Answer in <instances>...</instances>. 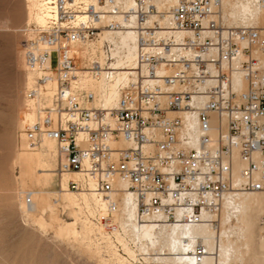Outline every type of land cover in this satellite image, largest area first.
<instances>
[{
  "label": "built area",
  "instance_id": "built-area-1",
  "mask_svg": "<svg viewBox=\"0 0 264 264\" xmlns=\"http://www.w3.org/2000/svg\"><path fill=\"white\" fill-rule=\"evenodd\" d=\"M255 2L263 11L264 0ZM43 3L45 48L37 39L26 51L35 78L24 112L37 117L24 113L19 135L30 150L45 137L58 142L60 171L79 175L69 188L107 201L96 221L118 228L113 195L125 189L136 195L137 222L157 228L217 226L227 198L264 192V24H225L222 0ZM166 21L173 34L162 33ZM125 29L136 36L137 80L120 88L115 108L93 106L95 91L72 89L85 67L77 66L76 44ZM102 48L106 62L115 60L119 44L105 40ZM101 67L93 63L91 74ZM261 224L264 235V215ZM129 247L131 254L118 244L130 264H165L166 254L134 241ZM208 253L197 243L191 257L202 264Z\"/></svg>",
  "mask_w": 264,
  "mask_h": 264
},
{
  "label": "bare ground",
  "instance_id": "bare-ground-1",
  "mask_svg": "<svg viewBox=\"0 0 264 264\" xmlns=\"http://www.w3.org/2000/svg\"><path fill=\"white\" fill-rule=\"evenodd\" d=\"M26 1L28 2L30 21L41 29L38 31L39 33L47 31L50 27V13L45 10L43 0ZM157 6L163 9L158 1ZM165 9L169 10V8ZM77 15L78 20H84V14ZM165 16H167V20L169 14ZM221 16L227 25L264 24V10L262 11L258 7L255 0H222ZM165 24L167 29L162 33L173 34L170 24L167 21ZM105 40L119 44V49L113 52L115 60L111 63L106 62L102 49ZM38 46L45 48L41 39H38ZM78 48L85 67L78 69L77 78L72 82V89L77 91L92 89L96 92L97 97L91 105L107 109L115 108L118 105L120 88L129 86L131 82L137 80L136 69L139 67L135 32L131 29L118 32L104 31L98 43L91 39L84 40L76 44V49L78 50ZM22 61L24 63L22 67H26L28 70L23 57ZM96 62L102 66L98 77L92 75L89 69ZM27 75V87L30 88L34 84L35 73L28 70ZM24 113L31 121L37 117L35 112ZM45 143L48 144L50 152L44 153L39 150L30 151L27 149L16 156L23 181L40 184L48 183L53 179L55 173L52 159L58 161L59 145L56 140L47 137L43 139L42 146ZM22 146L26 148L24 143ZM55 146L57 148L53 152V156L52 151L55 150ZM241 165L240 160L236 159V172L241 168ZM70 176L79 177L76 173H62L61 190L56 195L59 202H62L65 207H69L73 221L61 220L56 215V207L52 204L53 200L50 203L48 199L49 193L43 194L41 197L31 193L32 204L28 207L25 202V210L41 229H47L51 225L43 216L38 217L32 212L34 209L49 210L52 219L58 223L57 226L52 224L56 227L51 226L55 235L63 240L74 238L80 243L81 250L86 254L97 256L105 251L114 259V262L116 261V264H130L119 253L116 241L123 246L128 254L132 253L129 241H134L159 254H166L165 264H195L191 257V251L197 243H202L209 251L202 264H244L245 261H248V264H264V236L259 235V222L264 213V192L246 193L240 195L235 201L227 198L223 203L217 226L211 223H201L157 228L151 222L143 224L137 222L136 195L131 190L125 189V191L113 195L118 206L114 214L115 221H119L120 225L111 233L106 231L104 224L92 220L93 216L96 218L98 210H107V201L93 193L70 189ZM119 184L126 188L124 182L119 181ZM78 224H81V229L78 228Z\"/></svg>",
  "mask_w": 264,
  "mask_h": 264
},
{
  "label": "rangeland",
  "instance_id": "rangeland-1",
  "mask_svg": "<svg viewBox=\"0 0 264 264\" xmlns=\"http://www.w3.org/2000/svg\"><path fill=\"white\" fill-rule=\"evenodd\" d=\"M27 7L26 0H0V264H116L105 251L97 256L86 254L74 238L63 240L57 237L53 227L58 223L52 219L49 210L34 209L32 212L38 217L43 216L51 226L56 225L47 229L36 225L25 210L28 195L32 193L41 197L49 193L48 199L50 203L53 200L56 215L64 221L74 220L69 207L59 202L56 195L61 190L63 173L60 171V158L58 157V161L52 159L55 173L53 179L40 184L23 181L16 162V156L27 151L22 146L23 140L19 135L28 88V70L22 67V57L26 64L25 56L30 42L37 40L41 34L38 32L41 29L30 21ZM91 40L98 43L100 36ZM77 66H83V58L77 60ZM56 148L57 146L52 155ZM38 150L50 152L47 143L30 151ZM72 178L75 177L70 176ZM27 206L30 207L28 204ZM263 215L264 213L261 218ZM92 220L95 221L94 216ZM115 222L119 228V221ZM259 227V235H263L261 221ZM78 228L81 229V224H78ZM115 228H107L106 231L112 233ZM116 244L118 249L117 241ZM119 253L122 254L121 251ZM247 262L244 264H248Z\"/></svg>",
  "mask_w": 264,
  "mask_h": 264
}]
</instances>
